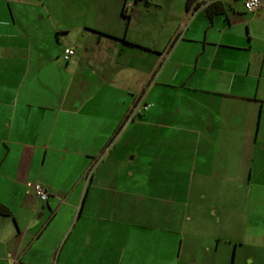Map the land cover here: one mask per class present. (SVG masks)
Returning a JSON list of instances; mask_svg holds the SVG:
<instances>
[{
    "label": "crops",
    "instance_id": "1",
    "mask_svg": "<svg viewBox=\"0 0 264 264\" xmlns=\"http://www.w3.org/2000/svg\"><path fill=\"white\" fill-rule=\"evenodd\" d=\"M73 1L0 58V264H264V0Z\"/></svg>",
    "mask_w": 264,
    "mask_h": 264
},
{
    "label": "rangeland",
    "instance_id": "2",
    "mask_svg": "<svg viewBox=\"0 0 264 264\" xmlns=\"http://www.w3.org/2000/svg\"><path fill=\"white\" fill-rule=\"evenodd\" d=\"M242 1V0H241ZM73 0H0V9H8L13 8L18 10L19 14L22 15L25 12H30L31 18L33 20V24L35 25L34 29V40L42 42L43 46L40 49L35 47L29 49L28 38L31 33V28L29 27H21L15 26L13 30L9 31V29L4 28V26H0V58L5 59L7 65L19 64L23 63V59L29 56L30 53L33 55L42 54V50L45 51L48 55L50 54H58L63 51L62 46L57 42V35L55 29L51 26L49 19L44 15L46 13V9L50 12L52 9L57 10L58 7L59 12H67L69 8L73 7ZM88 5H84V1H81V10L86 9ZM58 11V10H57ZM56 11V13H57ZM52 13V12H51ZM53 15V13H52ZM55 16V19L53 17ZM21 23V20H25L26 18L22 15L18 17ZM52 19L57 21L61 20L62 17L60 14H54ZM55 26V25H53ZM6 30V31H5ZM37 49V50H36ZM39 50V51H38ZM19 78H23V76H19ZM20 83V81H16V84ZM103 155L101 156V160ZM100 163L97 162L94 166L91 165V171L88 172L87 180L90 178L96 166ZM94 164V163H91Z\"/></svg>",
    "mask_w": 264,
    "mask_h": 264
},
{
    "label": "built area",
    "instance_id": "3",
    "mask_svg": "<svg viewBox=\"0 0 264 264\" xmlns=\"http://www.w3.org/2000/svg\"><path fill=\"white\" fill-rule=\"evenodd\" d=\"M244 9L249 12H257L262 8L261 0H244ZM74 54L73 49L67 48L63 52V59L67 61ZM148 107L147 104L143 103L142 99H137L136 103L132 106L129 111L128 119H132L135 114L139 113L140 110H145ZM31 190L35 198L40 202H45L48 198V193L44 187L36 183L31 186Z\"/></svg>",
    "mask_w": 264,
    "mask_h": 264
},
{
    "label": "trees",
    "instance_id": "4",
    "mask_svg": "<svg viewBox=\"0 0 264 264\" xmlns=\"http://www.w3.org/2000/svg\"><path fill=\"white\" fill-rule=\"evenodd\" d=\"M205 11H206V13L209 16H211L214 13L215 14L216 13H222L223 12V8H222V6L220 5L219 2H212L206 7ZM0 215L9 216L10 212L8 211L7 208H5L4 206L0 205Z\"/></svg>",
    "mask_w": 264,
    "mask_h": 264
}]
</instances>
